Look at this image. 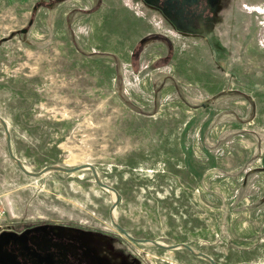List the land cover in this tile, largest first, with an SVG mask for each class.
<instances>
[{"label":"rangeland","instance_id":"obj_1","mask_svg":"<svg viewBox=\"0 0 264 264\" xmlns=\"http://www.w3.org/2000/svg\"><path fill=\"white\" fill-rule=\"evenodd\" d=\"M182 25L139 0H0L11 151L33 173L91 164L135 239L264 264V0ZM112 203L89 169L21 172L0 124V231L48 224L104 264H210L129 240Z\"/></svg>","mask_w":264,"mask_h":264},{"label":"flooded vegetation","instance_id":"obj_2","mask_svg":"<svg viewBox=\"0 0 264 264\" xmlns=\"http://www.w3.org/2000/svg\"><path fill=\"white\" fill-rule=\"evenodd\" d=\"M158 11L168 25L174 28L181 22L191 26L195 20L210 14L217 0H139ZM180 16V20H179ZM183 27V25H182ZM45 225L14 226L0 231V264H104L94 256L85 244L65 240L52 235ZM72 247L83 252L74 260ZM89 252V253H88Z\"/></svg>","mask_w":264,"mask_h":264},{"label":"water","instance_id":"obj_3","mask_svg":"<svg viewBox=\"0 0 264 264\" xmlns=\"http://www.w3.org/2000/svg\"><path fill=\"white\" fill-rule=\"evenodd\" d=\"M35 9V8H34ZM31 24V22H30ZM26 30H21V33H25ZM0 124L1 126L3 127V130H4V133H5V137H6V146H7V151H8V154L10 156V158L16 163V165L18 166V168L21 170V172H23L24 174L26 175H29V176H33V177H40L42 176L43 174L47 173V172H50V171H60V172H65V173H73V172H76L78 170H85V169H89L93 175V178H94V181L95 183L103 188L104 190H107L109 192H113L115 194V200L113 201L112 203V206L110 208V211H109V217L111 218V212L115 209V207L117 206V203L119 202V197H118V194H117V191L112 188L111 186L103 183L100 179H99V176L95 170V168L87 163V164H83L77 168H73V169H69V168H63V167H59V166H51L49 168H45L43 170H41L40 172L38 173H33L31 171H28L26 170L23 165H22V162L13 155L12 151H11V145H10V135H9V130H8V126H7V123L5 122V120H3L1 117H0ZM115 228L123 235L125 236L126 238H128L129 240L133 241V242H136V243H143V244H151L153 246H156V247H159V248H163V249H166V250H172V249H177V248H184V249H187L189 252H191L192 254L196 255V256H199L205 260H207L210 264H214L213 260L201 253V252H198L196 250H194L193 248H191L190 246L188 245H185V244H177V245H172V246H169V245H163L161 243H158V242H155V241H151V240H146V239H135L133 237H131L122 227H120L115 221H112ZM241 264H254V263H241Z\"/></svg>","mask_w":264,"mask_h":264},{"label":"bare ground","instance_id":"obj_4","mask_svg":"<svg viewBox=\"0 0 264 264\" xmlns=\"http://www.w3.org/2000/svg\"><path fill=\"white\" fill-rule=\"evenodd\" d=\"M85 164H87V163H85ZM23 165V164H22ZM23 167L26 169V170H28L27 169V167L26 166H24L23 165ZM46 174V173H45ZM44 175V174H43ZM42 175V176H43ZM100 179V178H99ZM101 180V179H100ZM107 191V190H106ZM109 192V191H108ZM110 193V195H111V200H112V202L115 200V194L113 193V192H109ZM110 221H111V223L113 224V222L112 221H115L116 222V215H115V209L111 212V218H110ZM147 245H151V244H149V243H147Z\"/></svg>","mask_w":264,"mask_h":264}]
</instances>
